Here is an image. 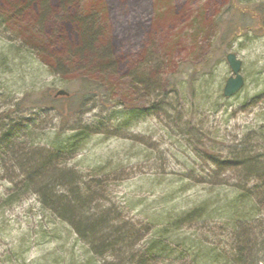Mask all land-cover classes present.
<instances>
[{
    "label": "rangeland",
    "instance_id": "374dc122",
    "mask_svg": "<svg viewBox=\"0 0 264 264\" xmlns=\"http://www.w3.org/2000/svg\"><path fill=\"white\" fill-rule=\"evenodd\" d=\"M61 2L47 0L42 11L39 2L0 0V118L8 114L23 128H36V147L58 129L70 134L100 126L74 159L61 165L87 190L80 195L91 202L90 212L110 210L137 227L210 201L216 204L210 210L223 208L237 187L256 184L230 168L227 153L248 135L264 139V31L256 7L264 0H68L63 8ZM93 9L99 19L90 30L92 49L75 53L85 34L72 20L83 12L91 16ZM102 36L107 45L99 51ZM101 51L108 60L92 57ZM230 53L241 62L245 83L225 98ZM60 90L68 96L55 97ZM163 94L169 105L141 110L130 121L127 109L117 104L147 109ZM43 105L66 114L30 108ZM5 124L0 121V134ZM3 169L0 264H114L111 255H97L78 235L76 222L46 212L35 191L6 201L22 173L10 159ZM253 210L256 216L244 222L249 228L242 234L232 227L216 229L220 221L207 219L205 226L211 222L214 233L186 229L180 240L225 250H241L240 244L250 242L256 252L262 250L250 264H264V233L255 231L264 225V203L256 202ZM192 262L186 254L184 260L164 257L157 264Z\"/></svg>",
    "mask_w": 264,
    "mask_h": 264
},
{
    "label": "trees",
    "instance_id": "16d2710c",
    "mask_svg": "<svg viewBox=\"0 0 264 264\" xmlns=\"http://www.w3.org/2000/svg\"><path fill=\"white\" fill-rule=\"evenodd\" d=\"M64 1L61 2L62 8L66 6L65 3L68 0ZM32 2H39L40 10L45 11L47 0H28L29 4ZM256 7L262 23L259 26L264 31V4L256 5ZM85 13H81L83 17L80 19L72 20L73 24L78 25L85 34V37L82 35V43L78 48L73 49L75 53L80 52L82 54L92 49V38L95 34H92L90 30H92L91 26L97 23L99 12L93 9L91 16L87 13L85 15ZM239 13L245 15L247 11L242 10ZM104 14H106V10L103 11L102 9V18H100L102 22L106 21ZM89 17L93 18V23L90 25L87 22ZM105 38L102 36V46H99L97 50H105L104 46L107 43ZM102 51L97 56L93 55L92 57L96 60L101 58L108 60L109 56H102ZM63 67H65L64 64ZM60 69V72L64 70L61 66ZM170 87L173 88L174 84L168 88ZM175 87L177 88L176 85ZM106 88L107 85L102 81V99L106 96ZM170 91L174 92V90ZM79 102L81 100H77V103ZM166 102L168 99L163 94L156 103L149 105L147 109L121 102H117V104L119 103V106L127 109L126 119L130 121L139 118L141 110L148 112L154 106L169 105ZM30 108L54 110L58 117H64L66 114L56 109L55 106H30ZM0 121L2 124L6 123L3 132L0 134V171L4 170L3 165L6 167L10 159L15 166L17 164L18 170L22 173L21 179L12 186L6 201L13 200L14 197L19 200L27 195L30 190L35 191L42 208L46 212L55 215L56 218L58 216L65 221L76 222L80 227H74L78 235L91 245L97 255H106V257L111 255L114 264L115 261L116 264H157L159 259L164 257L169 259L176 257L184 260L186 254L192 259L191 264H250L253 262L250 260L251 258L262 253V250L256 252L255 246L250 242L240 244L241 250H238L237 247L235 250L232 248L225 250L217 245L210 247L209 245H202L200 241L187 242L180 240L183 239L180 232L186 229L205 232L204 228H210V233H214L213 230L211 231L213 229L210 226L211 222L205 226L207 219L220 221L219 226L214 224L217 226L216 229L232 227V230L242 234L243 229L249 228V225H244V222L255 218L253 206L256 202L264 203V152L261 151L264 150L263 136L248 135L243 144H238L235 148L228 150L227 155L233 163L230 168L239 169L244 179L246 178L247 181L255 180L256 184L251 187L249 185L237 187L235 197L223 205V208L215 207L210 210L213 204L216 205L215 202L210 201L209 205L203 203L174 216L169 214L159 216V218H148L135 227L124 222L119 214H111L110 210L102 209V212H98L92 208L95 212H90L91 202L88 203L87 198L80 195L82 191L87 192V190L81 188L82 184L79 181H74L73 176L65 174L61 168V165H65L74 159L93 135L98 134L99 125H85L75 130L72 129L73 132L70 134L64 133L65 129H58L52 140L45 142L41 147H36L33 146V143L36 144L33 140L37 131L36 128L26 125L24 129L21 126L23 124L21 120L10 117L8 114L0 118ZM251 140L257 142L256 147L249 143ZM31 145L34 147V153L29 152ZM213 155L215 156V153ZM220 167L218 166V168ZM68 177H72L71 182ZM257 228L255 231H259V234L262 235L264 233L263 223ZM250 233V229L245 230L244 238L249 237L247 235ZM137 243H140L138 248Z\"/></svg>",
    "mask_w": 264,
    "mask_h": 264
},
{
    "label": "water",
    "instance_id": "95a60500",
    "mask_svg": "<svg viewBox=\"0 0 264 264\" xmlns=\"http://www.w3.org/2000/svg\"><path fill=\"white\" fill-rule=\"evenodd\" d=\"M226 62L231 70L232 76H230L225 82L223 96L225 98H231L242 90L245 82L240 74L241 62L236 58V56L232 53L227 54ZM65 95L66 92L60 90L56 92L55 97Z\"/></svg>",
    "mask_w": 264,
    "mask_h": 264
}]
</instances>
